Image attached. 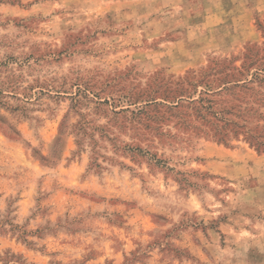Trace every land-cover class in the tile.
<instances>
[{"label": "rangeland", "instance_id": "374dc122", "mask_svg": "<svg viewBox=\"0 0 264 264\" xmlns=\"http://www.w3.org/2000/svg\"><path fill=\"white\" fill-rule=\"evenodd\" d=\"M0 264H264V0H0Z\"/></svg>", "mask_w": 264, "mask_h": 264}]
</instances>
